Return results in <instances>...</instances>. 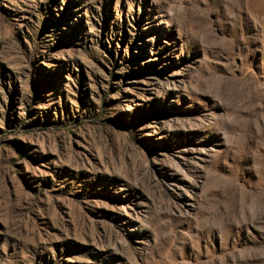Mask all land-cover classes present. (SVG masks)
<instances>
[{"label":"rangeland","instance_id":"obj_1","mask_svg":"<svg viewBox=\"0 0 264 264\" xmlns=\"http://www.w3.org/2000/svg\"><path fill=\"white\" fill-rule=\"evenodd\" d=\"M0 264H264V0H0Z\"/></svg>","mask_w":264,"mask_h":264}]
</instances>
